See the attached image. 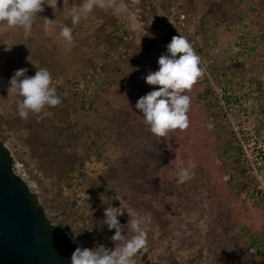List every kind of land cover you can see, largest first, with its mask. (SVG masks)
Masks as SVG:
<instances>
[{"label":"rangeland","instance_id":"374dc122","mask_svg":"<svg viewBox=\"0 0 264 264\" xmlns=\"http://www.w3.org/2000/svg\"><path fill=\"white\" fill-rule=\"evenodd\" d=\"M77 2L83 0H58L54 10L44 5L27 37L0 27V140L14 173L75 248L114 249L115 230L102 221L121 196L148 234L138 264H264V198L243 153L239 160L228 147L230 132L236 145L237 139L225 111L244 127L264 129V0H180L188 30L202 36L196 47L224 89L227 108L211 82H197L187 93L189 128L160 143L135 105L155 90L144 77L158 70L173 34L160 41L149 36L156 11L148 0H127L132 15L97 8L73 26L68 11ZM41 17L58 26L44 32ZM65 24L72 28L70 44L59 36ZM40 68L51 73L62 103L22 120L9 81L19 69L32 77ZM176 157L197 164L182 185L173 175ZM242 169L252 185L239 193ZM118 219L126 225L129 217ZM252 241L257 253L248 247Z\"/></svg>","mask_w":264,"mask_h":264},{"label":"clouds","instance_id":"9594fccd","mask_svg":"<svg viewBox=\"0 0 264 264\" xmlns=\"http://www.w3.org/2000/svg\"><path fill=\"white\" fill-rule=\"evenodd\" d=\"M58 0H0V27L4 29H19L24 36H30L37 17L44 11V5L53 10ZM113 9L116 13L128 11L124 0H83L79 6H73L68 11V17L73 26L81 19H87L95 9ZM44 21V32H50L58 26V21L41 17ZM59 36L67 43H72V28L60 25ZM167 54L158 59V70L149 72L144 77L155 90L139 98L135 107L142 113V123L158 143L172 138V134L186 131L190 126L189 111L191 97L189 94L193 86L205 75L201 66V57L196 53L192 44L182 35L173 36L166 46ZM10 50V48L8 49ZM27 69H19L9 81L8 95H15L17 112L22 120L30 115L40 116L46 108H55L62 103L56 89L51 87L52 75L46 68H40L32 77L26 75ZM174 166L173 175L178 185L190 181L195 176L197 164L189 160L178 159L171 162ZM119 207L108 204L104 211L102 224L115 230L111 237L114 249H107L103 245L95 249L77 247L71 256V264H138L139 256L147 251L148 234L142 227V218L133 216L121 196H116ZM127 213V224L122 225L118 217ZM132 233L130 237L124 235Z\"/></svg>","mask_w":264,"mask_h":264},{"label":"water","instance_id":"95a60500","mask_svg":"<svg viewBox=\"0 0 264 264\" xmlns=\"http://www.w3.org/2000/svg\"><path fill=\"white\" fill-rule=\"evenodd\" d=\"M0 264H55L38 207L1 159Z\"/></svg>","mask_w":264,"mask_h":264},{"label":"built area","instance_id":"2783aa9c","mask_svg":"<svg viewBox=\"0 0 264 264\" xmlns=\"http://www.w3.org/2000/svg\"><path fill=\"white\" fill-rule=\"evenodd\" d=\"M150 7L156 11V16L147 25L149 36L155 40H162L163 37L175 34L182 35L192 44L196 53L200 56V48L196 47L202 36L199 33H192L188 30V19L186 15L179 11L180 0H148ZM164 6L171 7L168 12L164 11ZM148 7V9H150ZM189 32V33H188ZM201 66L206 70L205 75L198 81L211 82L215 90L219 103L223 108H227V101L223 88L217 82H213L210 72L202 62ZM226 115L233 125V131L237 139V144L250 165L252 174L257 182V192L264 198V129L260 132L253 127H244V120H233V112L226 109ZM264 123V119L262 118Z\"/></svg>","mask_w":264,"mask_h":264},{"label":"trees","instance_id":"16d2710c","mask_svg":"<svg viewBox=\"0 0 264 264\" xmlns=\"http://www.w3.org/2000/svg\"><path fill=\"white\" fill-rule=\"evenodd\" d=\"M173 36H177V35L174 34ZM230 133H231L232 138L230 140L228 147L231 150H237L238 151L239 160H240V155L242 156L241 148L239 146H237L238 144L237 145L235 144L233 134H232V132H230ZM0 159L5 164V166L8 168V170L11 172L13 177L21 185L22 189L28 195V197L30 198L32 203L38 207V213H39V215L42 219L43 225H44L45 237H46V240L49 242L50 248L53 252L55 264H71V254H69L65 249V247L69 244V240L67 238L65 228L61 224L52 225V221H50L45 216L43 208L39 205L38 196L35 193H33L29 189L27 184L19 176H17L14 173V171H13V162H14L13 157L11 156V153L7 149V147H5L4 142L2 140H0ZM240 174L244 177L242 180H240V182L238 184L239 193H241L242 191L249 190L250 186L252 185L251 184L252 181L250 180L248 175L246 176V170L245 169L240 170ZM252 196L254 197V194H252ZM248 247L252 251L256 250V253H257V249H259L258 245L255 244V241H252V243H250V245ZM60 250L65 251L64 252L65 253L64 258H61L60 255L58 254V252Z\"/></svg>","mask_w":264,"mask_h":264},{"label":"flooded vegetation","instance_id":"af4514ba","mask_svg":"<svg viewBox=\"0 0 264 264\" xmlns=\"http://www.w3.org/2000/svg\"><path fill=\"white\" fill-rule=\"evenodd\" d=\"M18 176V175H17ZM52 225H56V224H54V223H52ZM44 235H45V233H44ZM66 235H67V233H66ZM46 238V237H45ZM67 238H68V240H69V244L65 247V249H66V251L69 253V254H71V256H72V254H73V252L76 250V248H75V245H74V243L71 241V239H70V237L67 235ZM47 241V240H46ZM48 242V241H47ZM48 246H49V248H50V244H49V242H48ZM50 250H51V248H50ZM51 252H52V250H51ZM65 251H63V250H60L59 252H58V254L60 255V257L61 258H64L65 257V253H64ZM52 256H53V252H52ZM53 259H54V257H53ZM55 262V261H54Z\"/></svg>","mask_w":264,"mask_h":264},{"label":"crops","instance_id":"0c3cea01","mask_svg":"<svg viewBox=\"0 0 264 264\" xmlns=\"http://www.w3.org/2000/svg\"><path fill=\"white\" fill-rule=\"evenodd\" d=\"M131 2L133 1V3H132V5L133 4H141V0H130ZM124 3H126L127 5H128V7L129 6H131L130 5V3L129 2H127V0H124ZM187 3V2H186ZM77 4H80L79 2H77ZM200 6V5H199ZM124 14H127V15H132V11L131 10H128L127 12H125ZM191 16H193L195 19H197L199 16H195V15H191ZM189 18H190V16H189ZM212 25V24H211ZM209 27L211 30H210V33L212 34V35H214L215 33H217V29H214L212 26H210V24H207L206 23V25H204V27ZM204 27L203 28H201V30H203L204 29ZM204 30H206V29H204Z\"/></svg>","mask_w":264,"mask_h":264}]
</instances>
